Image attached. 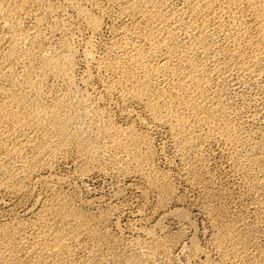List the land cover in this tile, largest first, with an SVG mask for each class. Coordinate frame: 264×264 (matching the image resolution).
Returning a JSON list of instances; mask_svg holds the SVG:
<instances>
[{
	"label": "bare ground",
	"instance_id": "1",
	"mask_svg": "<svg viewBox=\"0 0 264 264\" xmlns=\"http://www.w3.org/2000/svg\"><path fill=\"white\" fill-rule=\"evenodd\" d=\"M150 128L170 135L177 171L157 165ZM71 157L80 181L118 179L112 197L81 198L58 171ZM0 189L36 198L0 221V264H264V0H0ZM128 189L154 202L132 236ZM245 192L252 220L225 201ZM195 210L207 243L182 242Z\"/></svg>",
	"mask_w": 264,
	"mask_h": 264
},
{
	"label": "rangeland",
	"instance_id": "2",
	"mask_svg": "<svg viewBox=\"0 0 264 264\" xmlns=\"http://www.w3.org/2000/svg\"><path fill=\"white\" fill-rule=\"evenodd\" d=\"M113 20V21H112ZM116 22V20H114L113 18L111 19V18H107L106 19V24H108L107 25V27L105 28V32L103 31L102 32V34L101 35H99L98 37H97V40H96V42L98 43V47H99V49H101V50H103V48H104V46H106L108 43H111V41H112V38H113V33L111 32V26H112V23L113 22ZM110 23V24H109ZM117 23V22H116ZM110 27V28H109ZM107 31V32H106ZM105 33V34H104ZM105 37V38H104ZM111 38V39H110ZM100 42H99V41ZM107 40V41H106ZM108 42V43H107ZM106 44V45H105ZM101 46H103V47H101ZM82 70H83V65L80 67V73H82ZM97 85V84H96ZM95 85V86H96ZM99 86V84L97 85V87ZM115 102L117 101L116 99L114 100ZM108 103V104H107ZM105 104V103H104ZM107 107H109L110 105L111 106H113V105H115V106H113V107H111L110 106V109H111V111L113 112V117H114V119H116V120H118L119 122H121V123H125V124H128V123H131V121L132 120H136L135 118H137L136 116L135 117H133V116H129L128 115V113L125 111V109H124V107H122V105L121 104H119L118 105V103L116 104V103H114L113 102V104L111 103L110 104V102H106V104H105ZM134 106V107H133ZM133 107V108H132ZM134 108H136V109H134ZM113 109V110H112ZM123 109V110H122ZM129 109H133L134 111H135V113H137V112H140V108L136 105V104H132V105H130V108ZM138 109H139V111H138ZM137 110V111H136ZM126 112V113H122V112ZM134 113V114H135ZM122 114V115H121ZM131 118V119H130ZM129 121V122H128ZM147 129V128H146ZM151 131V132H150ZM149 132H150V134H152V136H153V144L155 145L154 147H155V149L158 151V156H157V159H156V162H157V165H159V167L160 168H162V169H166V170H170V171H172V172H175V171H177V164H178V160L177 161H175L174 162V164H170L169 163V159L171 158V156H172V154H173V147L171 146V143H172V140H171V137H170V135L169 134H167L166 133V131H165V129L164 128H150L149 129ZM160 138V139H159ZM164 141V142H163ZM168 143H170V144H168ZM164 145H167V146H164ZM166 148V150H164L165 148ZM165 151H166V154H164L165 153ZM163 152V154H161V153ZM172 152V153H171ZM171 155V156H170ZM219 155V154H218ZM218 155H216L215 157V159L214 160H212L211 161V169L213 170V171H215V172H217V174L218 175H220V176H222L224 179H226V178H229V174H228V162L224 159V158H222V157H220V155L218 156ZM170 156V157H169ZM217 156H218V158H217ZM167 158H168V160H167ZM74 159V160H73ZM76 158H74V157H71V158H69V160L66 162V163H63L62 165H60L59 167H58V171L60 172V173H64L65 175H67L68 174V176H70L71 177V179H73L72 181V183H75V182H77L78 183V185L75 183V185H77V191H78V194H79V196L81 197V198H84V199H86L87 200V198L88 199H91V198H95V197H97L98 195L99 196H101L102 194L103 195H105V198H107V197H112V193H113V190L114 189H116V187H117V185L119 184V182L117 181L118 179H115V178H113V177H108L107 176V178H106V175H99V176H96V178H95V176H90V177H86V179H84V180H81L80 181V179L78 178V175H77V171H78V167H76V160H75ZM220 159V160H219ZM222 159V160H221ZM214 161V162H213ZM218 161V162H217ZM213 162V163H212ZM71 163V164H70ZM227 163V164H226ZM66 164V165H65ZM219 164V165H218ZM64 165V166H63ZM227 166V167H226ZM215 167V168H214ZM223 167V168H222ZM65 168V169H64ZM75 168H77L76 170H75ZM174 168V169H173ZM217 169V170H216ZM223 169V170H222ZM219 170V171H218ZM221 172V173H220ZM72 173V174H71ZM223 173V174H222ZM224 173H226V174H224ZM75 174H76V177H75ZM222 174V175H221ZM74 175V176H73ZM232 179V181H231V183L230 184H232V183H236V179L234 180V178L232 177L231 178ZM96 180V181H95ZM92 181V182H91ZM235 181V182H234ZM109 182V183H108ZM117 182V183H116ZM84 183V184H83ZM86 183V184H85ZM114 183V184H113ZM90 184V185H89ZM117 184V185H116ZM124 184V183H123ZM125 184H127L126 182H125ZM233 185V184H232ZM185 185L183 184V183H181L180 182V190L182 191V192H184L185 194H186V196L188 197V196H191V197H188V201H186V203L187 204H184V205H187V206H189V204H191L192 202V200H195L194 199V195H195V198L197 197V191L195 192L194 190H188V188L187 187H184ZM234 186V185H233ZM94 187V188H93ZM113 187V188H112ZM187 188V189H186ZM37 189V190H36ZM35 189V194H36V197H37V195H39V192H41V189L40 188H36ZM129 190V191H128ZM127 191H126V193H125V195H124V203L125 204H127V209H126V212H125V215H122V217L120 218V219H122V221H121V224H122V227H123V229H126V230H124V234L127 236H132L133 234H132V232H131V230H130V227L133 225V224H135V225H138V224H140V223H142V214H143V212H142V210H140V208H141V205H140V203H142V205H144V203L146 204V202L144 201V199H141L140 200V198H143V197H141V196H139V192L137 193V191L135 192V190H131V189H128ZM184 190V191H183ZM188 190V191H187ZM94 191V192H93ZM134 191V192H133ZM190 191H192V192H190ZM193 192H195V193H193ZM190 193V194H189ZM5 194V195H4ZM35 194L33 193V195H31V194H23V196H25V197H23L22 195H18V197L16 196V195H12L11 196V194H9L8 193V195L6 194V192H3V190L1 191V189H0V221H6V220H9L10 219V217H13V218H16L18 215V217H23V214H24V212H25V210L26 209H28V208H30V207H32L33 205L32 204H34L35 203V199H34V196H35ZM108 194V195H107ZM247 194L248 193H246L245 192V194L242 196V197H236V199H235V197L233 198V197H231L230 199L229 198H226V200L225 201H227V199H228V201H227V203H229V205H231V207H232V209H235V210H238V211H242V210H244L243 211V213H248V212H246L247 211V209H245L246 208V206L247 205H252V202L254 201L252 198V195L250 194H248V196H247ZM92 195V196H91ZM6 196H8V197H6ZM128 196V197H127ZM9 197H10V199H9ZM17 197V199H15V198ZM132 197V198H131ZM243 197H244V199H243ZM22 198V199H21ZM108 198V199H109ZM126 198V199H125ZM134 198V199H133ZM138 198V199H137ZM193 198V199H192ZM4 199H5V202H4ZM30 199V200H29ZM129 201H128V200ZM1 200H2V202H1ZM35 200V201H34ZM237 200V201H236ZM252 200V201H251ZM141 201V202H140ZM142 201H144V202H142ZM251 201V202H250ZM7 202V203H6ZM9 202V203H8ZM246 202H247V204H246ZM11 203V204H10ZM150 203V204H149ZM152 203V204H151ZM234 203V204H233ZM154 204V202H153V200L151 199L150 201H148V205L146 206V209L148 210L149 209V212L148 211H146L145 210V212L146 213H151L150 211H151V206ZM244 204V205H243ZM14 205V206H13ZM23 205V206H22ZM31 205V206H30ZM151 205V206H150ZM11 206H12V209H11ZM128 206H129V209H128ZM150 206V207H149ZM233 206L235 207V208H233ZM90 207H92V209H94V207L93 206H90ZM140 207V208H139ZM10 208V209H9ZM20 208V209H19ZM137 209H139L138 211H137ZM240 209V210H239ZM137 212H136V211ZM139 211H140V214H139ZM23 213V214H22ZM135 213L137 214V215H135ZM194 214L192 215V217H193V220H194V227H188L187 228V231H188V229H189V231H188V235L183 239V241L182 242H186L187 240H188V237L189 236H191V234H196L197 233V236H198V238H199V240H200V242H202V243H207V239H208V236H209V234H210V226H209V222H208V220L205 218V216L204 215H201L202 213H199V211H197V210H195L194 212H193ZM6 214V215H5ZM152 214V213H151ZM250 216V219L252 220V218L253 219H255V215L256 214H254V212L253 213H248ZM252 215V216H251ZM5 216H6V218H5ZM255 216V217H254ZM3 218V219H2ZM134 218V219H133ZM12 219V218H11ZM137 219V220H136ZM139 219V220H138ZM134 220V221H133ZM170 220V221H169ZM171 220H173V219H168V220H166V222H165V224H166V227L167 226H169V228L167 227V229L169 230V231H173V230H178V228H179V222L178 221H176V220H174V222L173 221H171ZM205 220V221H204ZM139 223H138V222ZM141 221V222H140ZM154 221H155V218L153 217L152 218V220H150V223L147 221V222H145V223H143L144 225H150V224H152V223H154ZM135 222V223H134ZM152 222V223H151ZM169 223V224H168ZM130 224V225H129ZM178 224V225H177ZM128 225H129V227H128ZM206 225V226H205ZM174 226V227H173ZM205 226V227H204ZM114 228V231H116L117 229H116V226L115 225H112L111 226V229H113ZM129 228V229H128ZM171 228V229H170ZM176 228V229H175ZM207 228V229H206ZM116 229V230H115ZM206 229V230H205ZM129 230V231H128ZM193 232V233H192ZM131 233V234H130ZM191 233V234H190ZM201 236V237H200ZM178 253H179V251H177ZM179 255V254H178ZM180 257H182V255L181 256H179V258ZM181 260H183V258H180V261Z\"/></svg>",
	"mask_w": 264,
	"mask_h": 264
}]
</instances>
